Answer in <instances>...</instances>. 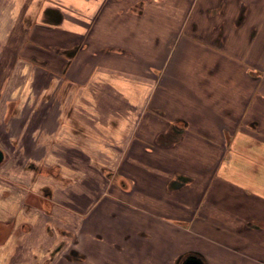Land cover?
I'll return each instance as SVG.
<instances>
[{
  "label": "crops",
  "instance_id": "0c3cea01",
  "mask_svg": "<svg viewBox=\"0 0 264 264\" xmlns=\"http://www.w3.org/2000/svg\"><path fill=\"white\" fill-rule=\"evenodd\" d=\"M0 47V181L59 209L18 226L49 258L264 264V0H0Z\"/></svg>",
  "mask_w": 264,
  "mask_h": 264
},
{
  "label": "rangeland",
  "instance_id": "374dc122",
  "mask_svg": "<svg viewBox=\"0 0 264 264\" xmlns=\"http://www.w3.org/2000/svg\"><path fill=\"white\" fill-rule=\"evenodd\" d=\"M1 50L3 51V49ZM2 51H0V85L6 78V76H4V71L6 70V68H11L12 66H14V60H7L4 54L1 53ZM18 63L19 61H17V66L20 65ZM19 102L22 103L23 101L21 102L19 100L16 103ZM2 111L3 107H0V118ZM1 127L2 125L0 124V129ZM0 134H2L1 131ZM3 142L5 141L0 135V146L4 144ZM8 160L7 163L9 162ZM10 176L14 177L17 181L21 180L19 183H16L17 185L23 183L20 172L11 171L10 173H8L7 170L4 169V167L0 168V178L4 177L5 179H11ZM2 184L3 183L0 181V220H9L15 213L17 214V228H14L16 229L15 231L10 230L9 233L8 231L2 232V230H0V264H43L45 261H47L48 264H54L55 262V264H68V262L70 263V259L72 258L71 254H69L70 250L65 252V255H62L63 258H60L59 254L54 259L51 257L49 258L54 247L56 246L58 241L63 239V237H57L53 235H50L48 237L44 232L32 237L30 235L31 233H29V231L27 232V230L29 229H26V231L25 229H21L22 231L19 229L20 225L24 223L23 220H27L29 222V219L34 218V221H36V227L33 223L31 224L34 227L32 232H35L37 230V224L45 221V212L48 213L51 210L55 211V213L58 214L59 209L54 210V207L50 205V203H43L40 200L35 199L34 196L30 194L27 200L28 205L26 206V204H24L23 195L25 193L23 191H21L17 187L15 190H13V188L11 190L9 184ZM8 192L10 193L9 197H7ZM41 214L43 215V217H41ZM56 223L58 222L56 221ZM2 225L3 223L0 224L1 227H7L6 225ZM55 238H58V240L54 242ZM45 248H49L47 252L44 250Z\"/></svg>",
  "mask_w": 264,
  "mask_h": 264
},
{
  "label": "water",
  "instance_id": "95a60500",
  "mask_svg": "<svg viewBox=\"0 0 264 264\" xmlns=\"http://www.w3.org/2000/svg\"><path fill=\"white\" fill-rule=\"evenodd\" d=\"M3 158H4V152L2 149H0V162L3 160ZM185 264H201V263L195 258H189Z\"/></svg>",
  "mask_w": 264,
  "mask_h": 264
},
{
  "label": "flooded vegetation",
  "instance_id": "af4514ba",
  "mask_svg": "<svg viewBox=\"0 0 264 264\" xmlns=\"http://www.w3.org/2000/svg\"><path fill=\"white\" fill-rule=\"evenodd\" d=\"M185 259V258H184Z\"/></svg>",
  "mask_w": 264,
  "mask_h": 264
}]
</instances>
